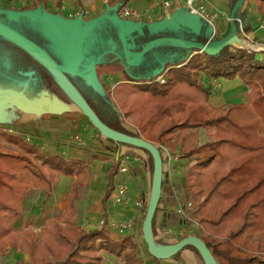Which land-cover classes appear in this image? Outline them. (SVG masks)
Wrapping results in <instances>:
<instances>
[{
  "label": "trees",
  "instance_id": "obj_1",
  "mask_svg": "<svg viewBox=\"0 0 264 264\" xmlns=\"http://www.w3.org/2000/svg\"><path fill=\"white\" fill-rule=\"evenodd\" d=\"M238 1H234L232 11ZM256 1L264 17V0ZM129 2L121 0L113 4L117 9L110 10L108 15L119 17L120 10ZM58 3L61 7L60 1ZM36 4L43 8L47 1L36 0ZM43 16L41 10L36 21L21 16L12 23L3 13L0 22L43 52H49L55 64L67 68L65 53L75 42L78 47L79 39L75 41L67 24L54 26ZM206 29L204 26L201 36ZM182 32L163 31L151 35L143 28L127 35L130 60L143 53L148 45L165 38L198 43ZM58 45L63 48L62 55L54 53ZM108 52L122 58V64L102 66L97 72L99 76L122 74V83L111 94L87 85L84 80L93 72L100 57ZM256 54L257 51L232 45L207 54L195 47L160 41L139 60L130 63L125 57L121 25L104 19L87 33L77 72L66 74L108 129L155 145L179 148L181 160L198 156L186 175V199L194 205L201 240L218 264H264V60L256 61ZM156 70L167 71L165 83L157 81ZM201 74L213 80L242 79L249 89L248 102L214 107L209 101L212 89L200 81ZM0 92L12 96L27 111L37 109L43 93L51 100L74 104L46 67L1 33ZM124 120H132V128H127ZM200 129H205L209 141L196 148ZM99 135L103 138L100 132ZM3 137L20 153L11 155L0 151V244L9 243L13 250L29 255L30 264H102L101 252L120 258L124 264H144L134 235L114 238L108 221L90 231L80 230L71 222L77 215L79 190L87 186L85 178L91 175L85 162L43 156L26 140L7 133ZM105 140L115 146V153L122 146H129ZM137 149L144 151L154 166L152 155L147 150ZM35 156L41 161L40 165L34 162ZM25 170L30 174L29 179H22L21 172ZM59 174L75 179L63 217L49 222L39 236L29 229L28 223H23L21 231H16L14 223L21 216L22 200L29 186L51 193ZM161 202L162 199L152 221L155 238ZM187 237H178L177 243ZM155 242L169 246L165 239ZM186 248L194 251L205 264L197 249Z\"/></svg>",
  "mask_w": 264,
  "mask_h": 264
},
{
  "label": "crops",
  "instance_id": "obj_2",
  "mask_svg": "<svg viewBox=\"0 0 264 264\" xmlns=\"http://www.w3.org/2000/svg\"><path fill=\"white\" fill-rule=\"evenodd\" d=\"M46 1H47V4L43 8L36 6L30 11L25 10V16L28 17L31 21H36L37 19H39V16L42 10V13L44 15L43 17L46 21H48L51 25H54V26L61 25V24H67L73 32V38L75 39V41H78V39L80 38L83 32L85 24L93 21L94 19L98 17L106 15L107 12H109L110 10H115L117 8V5L115 6H112V5L115 3H118L121 0H73L70 6H68L66 0H58L57 3L56 4L54 3L53 5V7L55 6L54 10L53 8L48 7L49 1L48 0ZM59 1H60V4L62 5L61 7H59V3H58ZM164 1L166 0H130L127 6L131 10L139 14L140 18L139 19H135V18L122 19L125 22L127 35H130L137 30L142 31L143 28H147L148 31L151 33V35H154V34H157L163 31L174 32L178 29H183L184 31L182 32L183 35H185L186 37H192L193 41L198 42L197 44L206 45L207 43H209L208 31H206L205 34L201 36L200 23L194 18L185 19L186 15H188V10L173 9L171 11H167L163 7ZM218 1L219 0H200L199 3H201L208 10L209 13H216L218 15L216 26H217V30L219 31L221 35L227 29V26H228V23L230 21L231 14H232L231 7L234 4V1H232L231 4L229 5V11L221 10L223 12H218V9H217ZM251 1L257 2L256 0H251ZM1 4H2L0 5L1 7L3 6L5 7L4 3L1 2ZM98 5H99V9H98ZM49 8H51L52 10ZM58 8L60 10H58ZM249 8H250V1L247 2L244 8L239 11L238 15L242 17V19L244 20L245 31L250 36L252 42L263 44L264 37L259 36V34H260V25L264 17L261 16V14L256 11L252 13L253 14L252 17H249L248 16ZM3 13L8 14V13H5V10L0 9V14H3ZM81 14H86V16L85 17L83 16V18L81 19L80 17ZM190 15L199 17L202 23H204V21L202 20L200 16L192 14V13ZM21 16L22 14H19L16 17L14 16L11 17L10 15H7V17L10 19L12 23L13 22L16 23ZM183 19L184 21L180 22ZM200 36H201V39H200ZM234 41H238V40L234 39ZM179 44L182 46L193 47V46L185 45L181 43ZM239 44L241 46H244L243 44H245L246 47L253 48L251 44L246 43L244 41H240ZM70 47L71 48L65 53V55H67V58H68L66 59L68 64L72 62V59L77 52L76 42H75V45H72ZM43 53H45L49 58L51 57V54L49 52L46 51ZM54 53L58 55H62L63 54L62 46L61 45L56 46ZM136 58H138V56ZM116 64H122V58L114 52L105 53L98 60L95 70L90 75L84 78L85 82L87 83V85L95 87L103 91L105 94H108L106 84L109 83L111 84V87L114 88L118 84L122 83V74L120 73L103 74L102 76H99L97 72L99 68L102 66H111V65H116ZM217 85L220 88V85L219 84ZM4 97H7V96H4ZM14 107L24 112L25 115L28 116L27 120L25 119V127L31 129L30 131L37 132V133L48 132L49 134L52 132L54 135L59 136L57 138L58 140H60L61 137L70 136V139L68 140L69 146L73 144L75 145V142H73V138L75 135H78L80 131L87 132L89 134L91 133V136H95L98 138V135H95V133L93 132V129L89 124V121L85 119V115L81 111H79L78 107L75 104H67L58 99L51 100L49 97H47L46 93L42 94L38 107L35 110H28V111L22 110L17 104H15ZM214 107H222V106L220 105V106H214ZM52 116H56V117H52ZM26 139H29L32 141V143H34L32 137H30L29 135L26 136ZM51 141H53V139ZM81 141H82V138H81ZM8 146L16 149L15 146L9 143H8ZM36 147L40 148V150L43 151L42 152L43 154L46 153L47 151L46 150L47 148L44 145L42 146L36 145ZM16 150L18 151V149ZM87 152L88 151H86L85 149H79V148L77 149L71 146V149L68 152H65L64 159L67 161L84 162L81 160V158H83V155L85 154L87 155ZM100 154L107 156L108 157L107 159H109L110 156H113L112 158H116V159L119 156H123L122 158L124 159L125 163L128 165V168H129V171L127 172L129 174V177L130 178L136 177L137 179L138 177H140L141 181H143V185L139 188L136 194H132L128 190L129 201L127 202V204L124 205V208H123V212L127 215H130L131 217L129 221L142 218V215H143L142 209L144 208L147 209L149 200L151 197V193H152V188H153V172H152V169L148 165L149 159L147 157V154L140 149L133 148L130 146H122L119 149V152L117 153L106 152V153H100ZM96 167L97 166L94 165L95 169ZM175 167H178V166H175ZM175 167L172 170V176H173L172 183H170L167 176H165V179H164L165 184L162 190V196H161L162 202L160 205V212H159V217H158V227H157L158 236H156L155 238L156 240L165 239L166 241H168L169 245H173L177 243V240H178V236L170 235L172 217L175 215L174 212H176V209H177L174 200L178 193V189H180L181 192H185L186 175H187V172L182 171V169L175 172L176 170ZM23 172L25 171H22L21 173L23 174ZM175 173H176V179L174 178ZM91 176L92 175L85 178V180H87V186L84 189H82L81 194H79V198L76 202L77 215L71 221L73 224L77 226L78 229L85 230V231H90L96 228H100L102 221H108L109 223L117 222L115 220L109 219V213L107 209H105L104 204L92 203V200H91L92 194L88 192L89 191L88 185H90ZM22 179H25L24 175H22ZM175 181H176L177 188L175 187ZM74 182H75L74 178L71 177V180H69V179L62 177V174H59L56 178V182L54 184L53 190L56 187L60 188V186L64 185L65 192L58 197L57 201H54L53 205L51 206L48 205L47 209H45L46 210L45 212L42 211L41 218L39 219L32 218L30 220H28L27 217H25V205H26L27 199L30 194H32L35 191L37 192L39 190H43V188H34L33 186H29V191L27 195L24 197V199L22 200L21 216L19 217L17 222L20 223L22 221V223H28L29 229H31L36 235L39 236V234H41V230L49 222L60 220L63 217L65 213L67 201L73 189ZM87 193H89L90 195H88ZM140 200H142L143 202V207L141 208L136 206V203ZM83 209L87 211V213L93 214L95 218L93 220H87V219L83 220V218H81V213ZM53 210H56V212H58L59 215L58 216L50 215V213ZM123 216H126V215H123ZM40 220L44 222V224L38 226L36 223L37 221H40ZM62 225L65 226V224H62ZM173 227L175 226L173 225ZM15 230L17 231L18 229H16L15 227ZM123 234L124 235H119L118 232L115 231L113 235H114V238L116 239H119L120 237L128 235V233H123ZM129 234L134 235V241L138 245L140 258L143 260L144 264H203V262L198 258L195 252L189 248H185L181 250L178 255L170 259L161 260L160 262H157L156 259L152 257L151 255L147 256L144 254L145 243H144V237H143V230L135 228ZM4 244H7V243L0 244V246H3ZM8 248H11V245H9ZM16 251L17 253H21L19 249ZM105 254L107 253L105 252L100 253V255L103 258V262H104ZM22 256L23 257L21 261L24 264H30L29 255L22 254ZM110 258H112L111 259L112 264H124V262H122V260L116 256H112Z\"/></svg>",
  "mask_w": 264,
  "mask_h": 264
},
{
  "label": "rangeland",
  "instance_id": "obj_3",
  "mask_svg": "<svg viewBox=\"0 0 264 264\" xmlns=\"http://www.w3.org/2000/svg\"><path fill=\"white\" fill-rule=\"evenodd\" d=\"M48 1H49L48 7H51L54 10L55 6L53 7V5L54 3L56 4L58 0H48ZM66 1L68 6H70L73 2V0H66ZM232 1L235 0H219L218 8H217L218 12L229 11V5L231 4ZM1 2L4 3L5 7L3 6L4 7L3 8L0 6L1 7L0 9L5 10V13H8L6 15H10L11 17L12 16L16 17L19 14L25 15V10L30 11L37 6L36 0H0V5H2ZM98 9H99V5H98ZM58 10L60 9L58 8ZM255 11L260 13L258 3L250 0V8H249L248 16L252 17L253 16L252 13ZM83 16L85 17L86 14H83ZM259 36L264 37V31L261 29ZM256 44L258 43H254L253 45ZM246 48L251 50L250 47H246ZM199 79L205 85V87L207 88L210 87L212 89V95L210 96L209 101L214 106L221 105L223 107H228L232 105H243L248 102L249 89L246 86V84L242 81V79L238 77L234 79L221 78V79L213 80L211 78H208L204 74H201ZM216 84H219L220 88L214 87V85ZM106 85H107L108 94H111L116 86L112 88L111 84L107 83ZM15 104L16 102L11 97H0V151L11 155L20 153L17 147L16 149H18V151L8 146V143L3 137V134L5 133L26 140L27 143L34 145L35 147L36 145H40V146L44 145L47 148L46 153L43 154L42 153L43 151L40 150V148H38L39 154L43 156H49V157L61 156L65 158L64 154L65 152H68L71 149V146L77 149L78 148L85 149L86 151H88L87 155L86 154L83 155V158H81V160L88 165L91 171L92 176L90 180V185H88V189H89L88 192L92 194L91 197L92 203L104 204L105 209H107L109 213V219L115 220L117 222H128L131 219V217L130 215H127L123 212L124 204L117 205L114 201L117 194V190L121 186H126L132 194H136L139 188L143 185V181H141L140 177H138V179L136 177L130 178L128 173H121L120 166L118 165L119 163L116 158H112L113 156H110L109 158L110 160H109L107 159L108 158L107 156L100 154L106 152H113L115 146L109 143L108 141H106L104 138H101L99 135V131L96 130L91 125L90 122L89 124L92 127L93 132L95 133V135H98V138L95 136H91V133L89 134L87 132L80 131L78 135H75L73 138V142H75V145L73 144L70 146L68 144V140L70 139V136L61 137L60 140H58L57 138L59 136L54 135L52 132L50 134L48 132H39V133L32 132L30 131L31 129L25 127V119L27 120L28 116H26L24 112L16 109L14 107ZM52 117H56V116H52ZM85 119L89 121V119L86 116ZM123 122L126 123L127 128H132L131 126L132 120H128V121L124 120ZM28 135L32 137L34 143H32L31 140L26 139V136ZM52 136L55 138H53ZM50 139L51 140L53 139V141H51ZM207 139L209 141L205 129H200L198 131L196 148H200L205 143H207L208 142ZM166 147L169 146L166 145ZM171 150L174 151L175 153L180 154L179 148L177 150L174 149ZM95 156L99 158L97 157L95 158ZM37 157L38 156L34 157V162L40 165L41 161H39ZM197 157L198 156H194L190 160H181L180 162L174 164L173 168L175 166H178L175 167L176 169L175 172L182 169V171L184 172L186 171L188 173L190 167L196 163L195 159H197ZM94 165L97 166L96 169L94 168ZM148 165L152 169L154 175V169H153L154 166L150 160L148 162ZM116 168H118L117 173H116ZM22 175H24L25 179H29L30 177V174L26 170L25 172H23ZM62 177L71 180V177H67L64 175H62ZM174 178L176 179V173L174 174ZM175 187L177 188L176 181H175ZM64 192H65L64 185L60 186V188L56 187L52 191V193H48L44 189L39 190L37 192L36 191L33 192L32 194L29 195L25 205V217H27L28 220L32 218L34 219L41 218L42 211L45 212L46 211L45 209H47L48 205L50 206L53 205L54 201H57L58 197L62 195ZM89 193L87 194L90 195ZM79 194H81V190H79ZM203 200L204 199L202 198L201 201ZM174 201L177 209L176 212H174L175 215L172 217V223H171L172 231L170 230V235L178 236L180 238H184L185 236L195 237L201 240L202 235H201L200 227L198 226V222H197L198 217L194 214V205L193 204L192 206L189 205V201H187L186 199V193L181 192V190L178 189V193ZM146 213H147V209L146 208L142 209V214H143L142 218L133 220V229L128 231L127 232L128 234L131 233L135 228L143 230V224L146 217ZM50 215L58 216L59 214L58 212H56V210H53L50 213ZM81 218H83V220L86 219L93 220L95 216L91 213H87V211L83 209L81 213ZM16 222L14 223V227L18 229L17 231H21L23 225L22 221L20 223L18 222L16 223ZM36 224L39 226L44 224V222L40 220L37 221ZM173 225L175 227H173ZM118 234L124 235L123 233H119V232ZM8 246L9 243L0 246V264H24L21 261L23 257L22 254L17 253L16 250H12L11 248H8ZM144 254L147 256L150 255L146 243L144 246ZM112 256L113 255L105 254L103 264H112V260H111L112 258H110ZM53 262L55 261L53 260Z\"/></svg>",
  "mask_w": 264,
  "mask_h": 264
},
{
  "label": "water",
  "instance_id": "obj_4",
  "mask_svg": "<svg viewBox=\"0 0 264 264\" xmlns=\"http://www.w3.org/2000/svg\"><path fill=\"white\" fill-rule=\"evenodd\" d=\"M247 2L248 0L238 1L237 5L232 11L231 18L228 23L226 31L221 35L218 31L216 39L212 42H210L212 30L205 23H202L199 17L190 15L191 13L188 10V15H186L185 19H188V18L196 19L201 25V31L203 27L206 26L207 27L206 31H208L209 33L208 35L209 43H207L206 45H200V44L188 42L182 39L165 38V39L156 41L148 45L145 48L144 52L138 55V58H136L135 60H130V57H129V51H128L127 44H126L127 33H126L125 22L120 17L108 15V12H107L106 15L98 17L94 19L93 21L85 24L83 32L79 38L77 52L74 55L75 61H72L67 68L60 67L57 64H55L45 53H43L37 46H35L33 43L27 40L24 36L19 34L17 31L13 30L11 27L0 22V33L7 36L11 40H13L15 43H17L19 46H21L24 50H26L30 55H32L37 61H39L44 67H46L49 70V72L58 80L61 86L69 94L71 99L74 101V104L89 119V121L92 123L94 128H96V130L100 132V134L102 135L104 139H110L112 141L120 142V143L129 145V146H132V147L141 148V149L147 150L152 155V158L154 161L153 188H152V193H151V197H150L148 208H147L146 217H145L144 224H143V237L147 245L149 254L155 259H158V260L170 259L176 256L177 254H179L180 251L185 249L187 246H192L200 252V254L202 255L204 259L205 264H208V261L210 264H218L215 258L213 257V255L211 254V252L206 247L205 243L202 240H199L198 238H195V237H187L181 240L180 242L175 243L173 245H169V246H159L156 244L155 242L156 239L153 236V232H152V221H153V218L155 216V213L157 211V208L161 200L163 183L165 179L164 158H163L160 148L156 146L155 144L147 142L143 138L131 137L129 135L115 132L105 127L103 123L99 120L97 115L94 113V111L91 109V107L88 105V103L85 101V99L80 95V93L77 91L74 85L66 77V74L68 73L73 74L77 72L81 64V61H82L83 44H84V40H85L87 33L95 25H97L100 21L104 19L113 20L121 25L122 41H123L124 48H125V57L127 61L130 63H133L139 60V58L146 51H148L154 44L160 41H172L178 44L181 43L185 45H190V46L200 49L201 52H205L207 54H214V53L219 52L225 46H229V45L233 46V40L238 35V27H237L235 19H236V16H239L238 15L239 11L244 8ZM22 16H25V15H22ZM80 17L82 19L83 14H81ZM183 21L184 19L181 20L180 22H183ZM176 31H183V29H178ZM255 59L258 62L261 60H264V54L257 52ZM161 74H162V71L160 70H156L154 73L156 77L160 76ZM4 96L11 97L22 110H25L17 103V100H15L12 96L2 94L0 92V97H4ZM155 247H160L162 250L155 251Z\"/></svg>",
  "mask_w": 264,
  "mask_h": 264
},
{
  "label": "built area",
  "instance_id": "obj_5",
  "mask_svg": "<svg viewBox=\"0 0 264 264\" xmlns=\"http://www.w3.org/2000/svg\"><path fill=\"white\" fill-rule=\"evenodd\" d=\"M199 1L200 0H166L163 2V7L167 11H171L173 9L189 10L190 13L200 16L202 18V20L204 21V23L212 30V34H211V38H210V42H212L216 39L217 32H218L217 26H216V21L218 20V15L216 13H209L208 10L201 3H199ZM119 17L122 19H130V18L139 19L140 15L137 14L135 11L131 10L128 6H126L120 10ZM235 21H236V24L238 27V35H237V37H235V39H238V41L240 40V41H244L246 43L251 44L253 46V48H250V49L253 51H257V52L264 51L263 44L258 43L256 45H253L254 43L252 42L250 36L245 31V24H244V20L242 19V17L236 16ZM260 29L264 31V18H263L262 23L260 25ZM238 41L233 40V46H236V47H239L242 49L246 48V47H242ZM166 73H167V71H164L158 77L157 81H159L161 83H165ZM213 83H216V82H213ZM214 87L218 88L219 86L216 84V85H214ZM158 147L162 151V155L164 158L165 176H167L170 183H172L173 165L176 164L177 162L181 161L180 154L175 153L170 148H168L164 145H158ZM122 157L123 156H119L117 158V161L119 163L118 165L120 166V172L121 173H127L129 171V168H128V165L125 163V161ZM114 201L117 205L127 204V202L129 201V197H128V188L126 186H121L118 188ZM189 205L192 206V203H189ZM136 206H138L140 208L143 207L142 200L138 201L136 203ZM104 225H105V221H102L101 227ZM109 226L111 229H113L114 231H117L119 233H127L128 231L133 229V221L111 222V223H109Z\"/></svg>",
  "mask_w": 264,
  "mask_h": 264
},
{
  "label": "bare ground",
  "instance_id": "obj_6",
  "mask_svg": "<svg viewBox=\"0 0 264 264\" xmlns=\"http://www.w3.org/2000/svg\"><path fill=\"white\" fill-rule=\"evenodd\" d=\"M237 40H238V39H237ZM238 42H240V40H239ZM243 45H244V46H242V47H246L245 44H243ZM160 250H162L160 247H155V251H160ZM208 264H210L209 261H208Z\"/></svg>",
  "mask_w": 264,
  "mask_h": 264
}]
</instances>
